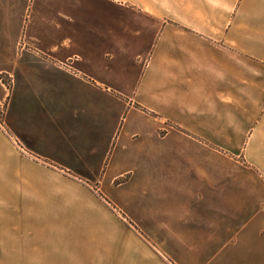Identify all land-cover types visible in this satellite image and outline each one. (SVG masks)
Instances as JSON below:
<instances>
[{"label":"crops","instance_id":"0c3cea01","mask_svg":"<svg viewBox=\"0 0 264 264\" xmlns=\"http://www.w3.org/2000/svg\"><path fill=\"white\" fill-rule=\"evenodd\" d=\"M1 72L0 264H264V0H0Z\"/></svg>","mask_w":264,"mask_h":264},{"label":"rangeland","instance_id":"374dc122","mask_svg":"<svg viewBox=\"0 0 264 264\" xmlns=\"http://www.w3.org/2000/svg\"><path fill=\"white\" fill-rule=\"evenodd\" d=\"M15 31V28H13V32ZM20 35V34H19ZM26 38L23 35L19 41V47L22 48L25 46H27V48L29 47V43L26 42ZM26 48V47H25ZM14 85V76L11 75L9 72H1L0 73V86L3 88V90L5 91V93L10 94L12 87ZM10 95H8V97L3 98L0 100V123H2L3 125H6L5 123V118L7 115V109H8V98ZM97 190H99V188H95ZM100 191V190H99ZM101 192V191H100ZM102 195V193H101ZM149 242L151 246H160L159 244L155 243L153 241L152 236H145ZM36 245V244H35ZM14 248H16V253H17V259L19 262L23 261L26 262V259L29 261L30 255H29V249H32V259L34 261V264H45V246H14ZM28 249L27 253L28 256L25 255V251Z\"/></svg>","mask_w":264,"mask_h":264}]
</instances>
